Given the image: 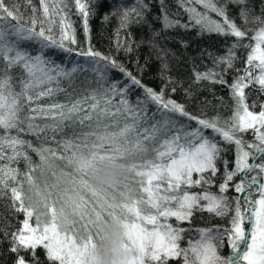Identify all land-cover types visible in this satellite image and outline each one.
<instances>
[{"label":"snow or ice","instance_id":"1","mask_svg":"<svg viewBox=\"0 0 264 264\" xmlns=\"http://www.w3.org/2000/svg\"><path fill=\"white\" fill-rule=\"evenodd\" d=\"M180 2L188 23L165 18L166 27H195L200 33L236 38L224 56L213 59L214 68L224 65L222 72L195 73L196 81L228 87L232 112L227 118L189 113L184 105L166 98L163 88L157 92L144 86L115 59L91 46L77 54L89 58L100 87L65 103L51 99L40 103L61 91V78L70 79L77 70L66 71L44 53L48 47L72 52L67 45L76 43L74 30L56 0H40L44 21L39 30L35 16L29 26L19 22L5 26L3 21L19 17L0 0V195L7 190L12 209L25 217L10 237L4 233L13 264H43L38 248L48 264H91L90 249L116 215L125 220L128 264H170L176 259L182 264H264V103L257 107L255 100L249 102L254 90L264 94V10L249 19V0ZM228 3L240 6L243 27L229 16ZM75 4L87 32L88 5L82 0ZM209 12L220 19H212ZM56 16L59 39L46 34ZM249 23L258 25L252 30L254 44L248 46L244 68L229 84L224 73L235 67L236 49L245 47L242 41ZM31 41L39 46L35 53L22 47ZM13 69L21 74L15 75ZM110 69H118L130 85L110 80ZM132 86L142 91L134 101L129 99ZM149 105L156 108L151 117ZM77 126L81 131L75 130ZM85 126L91 130L83 131ZM65 128L73 129L71 135ZM249 131L255 137L252 142L244 140ZM25 135L34 136L37 143ZM229 145L234 149L231 161L225 155ZM29 150L39 156L38 164L32 162ZM20 159L28 165L22 180L12 167ZM57 161L71 172H57ZM116 164L129 169L135 189L127 183L123 190L112 191L91 185L92 174ZM37 171H49L54 181L41 187L34 177ZM205 210L217 217L231 213L228 225L200 229L195 240L181 247L189 230L181 224H190L195 212ZM226 247L230 253L222 252Z\"/></svg>","mask_w":264,"mask_h":264},{"label":"trees","instance_id":"2","mask_svg":"<svg viewBox=\"0 0 264 264\" xmlns=\"http://www.w3.org/2000/svg\"><path fill=\"white\" fill-rule=\"evenodd\" d=\"M56 2L62 9L66 22L74 30L76 43L67 45L73 49L72 52H65L56 47L45 48V58L66 71L71 72L73 67H76L77 70L71 72L70 79L61 78L59 85L61 91H57L52 98L45 97L40 103L47 104L50 99L53 102L65 103L69 99L79 98L100 87L97 74L90 69L89 58L77 54L91 46L94 51L100 52L103 56L115 59L144 86L157 92L163 88L166 98H171L184 105L185 109L193 115L205 117L219 115L221 118L231 115L232 101L228 87L210 80L196 81L195 73L208 72L209 70L222 72L224 65L214 68L213 59L217 56H224L226 50L236 42V38L216 33H200L195 27L189 29L179 26L166 27L165 18L188 23L187 13L180 0H82L88 5L89 11L87 32L85 31L84 16L79 12L75 0H56ZM221 2L225 3L227 0H221ZM3 3L6 8L13 10L14 14L19 17L18 21H3L5 26L17 22L29 26L30 18L35 16L37 30H39L41 22L44 21L40 0H3ZM249 5L251 7L249 19L251 16H260L264 10V0H249ZM197 7L200 11H204L202 7ZM33 8L36 9L35 13H33ZM239 11L240 6L228 3L229 16L236 19L238 26L243 27ZM125 14H127L126 20L123 18ZM208 14L214 20L220 19L216 13L209 12ZM45 27L47 29L46 23ZM257 27L256 24H248V36L242 41L245 47H237L238 60L235 67L224 73V78L229 84L245 66L248 46L254 44L251 39L252 30ZM51 28V32L47 33L46 31V34L59 39L61 32L59 16L54 18ZM22 47L35 53L39 46L35 41H31L24 42ZM81 68L85 70H80ZM13 72L17 76L21 74L18 69H13ZM108 77L110 80H120L129 85L131 83L118 69H110ZM52 86L56 87L55 84ZM172 88L175 91H171ZM141 96L142 91L132 86L129 99L134 101ZM252 100L257 102L258 107L259 104L264 103V94L255 93L254 90L249 102L251 103ZM155 111V106L149 105L147 116L151 117ZM115 119L120 120L121 118L116 117ZM75 130L81 131L79 126ZM90 130L86 126L83 128L85 132ZM64 131L71 135L73 129L65 128ZM208 134H211L210 131ZM23 138L32 141L34 145L37 143L34 136L25 135ZM254 139L251 131L244 134L246 142H252ZM229 149L225 155L231 161L234 149L231 145H229ZM28 155L34 164L39 163V156L35 152L29 150ZM12 167L19 170L20 175L17 176V179L22 180L28 167L25 161L20 159ZM55 168L57 172L60 170L71 172V169L65 167L61 161L55 162ZM45 172L34 173L36 182L40 179L39 176ZM125 183L131 189L136 187L131 173ZM25 189L27 190V185H25ZM211 190L217 191L216 187ZM193 191H198V189H193ZM9 195L7 190L6 194L0 195V264H13L14 255L9 251V240L4 233L6 232L10 237L12 231L19 228L25 218L22 213L12 209ZM230 215L231 213H229ZM229 216L217 217L207 211L195 212L190 224H181L182 227L189 229L184 236L191 239L197 237V231L200 229L224 228L229 223ZM222 252L230 253V248H223ZM37 253L43 264H48L45 252L38 248ZM170 264H182V260H172Z\"/></svg>","mask_w":264,"mask_h":264},{"label":"clouds","instance_id":"3","mask_svg":"<svg viewBox=\"0 0 264 264\" xmlns=\"http://www.w3.org/2000/svg\"><path fill=\"white\" fill-rule=\"evenodd\" d=\"M129 174L126 166L109 165L92 174L90 183L97 190L118 189ZM125 233V220L120 215L113 216L105 226L101 240L90 249L91 264H128L131 254L125 249Z\"/></svg>","mask_w":264,"mask_h":264},{"label":"rangeland","instance_id":"4","mask_svg":"<svg viewBox=\"0 0 264 264\" xmlns=\"http://www.w3.org/2000/svg\"><path fill=\"white\" fill-rule=\"evenodd\" d=\"M18 72H20V70H18ZM39 178L40 179L37 180V184L40 185L41 187L44 186L45 182L51 184L55 179L49 171H46L44 174L40 175ZM119 189L123 190V184L119 187ZM109 191H112V189H109ZM172 222L175 223V220L173 219ZM195 239L196 237L191 238V240H195ZM188 240H190V238L184 236V240L181 241V247H187Z\"/></svg>","mask_w":264,"mask_h":264}]
</instances>
